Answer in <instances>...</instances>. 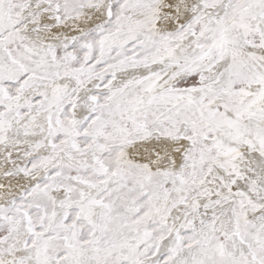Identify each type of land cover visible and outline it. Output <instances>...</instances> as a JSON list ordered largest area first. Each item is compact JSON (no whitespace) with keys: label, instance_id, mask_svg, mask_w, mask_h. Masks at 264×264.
Segmentation results:
<instances>
[{"label":"snow or ice","instance_id":"1","mask_svg":"<svg viewBox=\"0 0 264 264\" xmlns=\"http://www.w3.org/2000/svg\"><path fill=\"white\" fill-rule=\"evenodd\" d=\"M0 264H264V0H0Z\"/></svg>","mask_w":264,"mask_h":264}]
</instances>
